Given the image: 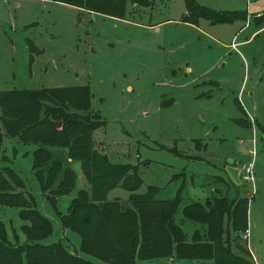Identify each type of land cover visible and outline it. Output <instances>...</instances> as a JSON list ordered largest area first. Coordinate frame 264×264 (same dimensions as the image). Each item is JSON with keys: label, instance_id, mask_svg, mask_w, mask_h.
Segmentation results:
<instances>
[{"label": "rangeland", "instance_id": "rangeland-1", "mask_svg": "<svg viewBox=\"0 0 264 264\" xmlns=\"http://www.w3.org/2000/svg\"><path fill=\"white\" fill-rule=\"evenodd\" d=\"M146 1L140 7L127 1L125 19H114L52 0H0V91L86 86L89 108L102 121L92 132L94 146L113 163L138 166L136 193L153 185L158 198L178 194L173 220L188 235L197 224L180 223L184 205L215 194L241 196L251 185L250 215L257 213L264 221V16H250L238 31L246 13L255 14L252 10L264 6V0H194L237 15L232 25L198 19L205 32L182 21L187 15L182 0ZM251 137L252 183L240 178L241 165L251 158ZM32 148L3 136L0 164L15 169L51 222V233L41 242L61 241L97 263L78 251L79 236L60 227L40 193L30 167ZM75 164L77 185L79 175L84 178ZM127 194L115 187L107 199L124 202ZM73 195L59 198L61 212ZM16 213V208L0 206L9 238L12 229L20 233ZM254 235H260L259 227ZM254 235L248 234V240ZM237 242L246 248L243 239ZM259 244L264 251V235ZM258 259L264 263L263 256Z\"/></svg>", "mask_w": 264, "mask_h": 264}, {"label": "trees", "instance_id": "trees-1", "mask_svg": "<svg viewBox=\"0 0 264 264\" xmlns=\"http://www.w3.org/2000/svg\"><path fill=\"white\" fill-rule=\"evenodd\" d=\"M52 1L114 19H125L127 1L134 7L148 5L146 0ZM182 1L187 13L182 21L193 25L198 19L231 23L237 17L201 7L194 0ZM89 97L86 86L0 91V145L3 136L33 145L30 167L38 189L60 226L79 236L78 251L102 264L162 258L194 264H254L247 249L237 242L247 229L250 197L215 194L202 203L184 205L180 223L197 224L188 235L173 220L181 200L178 194L158 198L153 185L136 193L141 184L138 166L113 163L97 151L92 132L102 121L89 108ZM68 159L78 162L84 186L75 189L76 174ZM1 160L10 161L5 156ZM115 187L128 192L124 202L107 199ZM73 191L61 212L59 198ZM0 206L17 209L23 236L20 241L12 229L9 238L0 218V264H94L69 251L61 241L41 242L51 233V222L38 211L22 179L8 164H0Z\"/></svg>", "mask_w": 264, "mask_h": 264}, {"label": "crops", "instance_id": "crops-1", "mask_svg": "<svg viewBox=\"0 0 264 264\" xmlns=\"http://www.w3.org/2000/svg\"><path fill=\"white\" fill-rule=\"evenodd\" d=\"M249 4V2H248ZM262 7H258V8H254V10H252V12H254L255 14H247L246 13V20L244 22V24L242 26H239L238 28V31L241 30L244 26H246V24L248 23V20L250 19V16H259L260 15V12L262 11ZM78 10H81L79 8H76ZM87 12V11H86ZM90 13V12H89ZM233 23L235 22H231V23H228L230 25H232ZM192 26H194L196 29H199V30H203L204 32L206 30H204L200 24H196V25H193V24H190ZM256 31V30H255ZM253 33V32H252ZM248 40V39H246ZM244 40V41H246ZM244 41H239V43H243ZM234 44V43H233ZM68 164L70 165V167L75 171L76 169V164L74 161H70L68 159ZM75 167V168H74ZM13 168V167H12ZM14 169V168H13ZM78 169L80 170V167H79V164H78ZM15 170V169H14ZM78 170V171H79ZM84 183H85V180L83 179H80V175H79V182L77 185H75V189L79 188V187H82L84 186ZM236 194V192H235ZM227 196V195H226ZM235 196H239V195H234V196H231V197H235ZM241 196H248L250 198H253V194L251 193V191H249L248 189L244 190V194L241 195ZM249 201V200H248ZM64 212V211H62ZM259 213V212H258ZM17 214V213H16ZM259 214L257 213H254V215H250V210L249 208H247V238L246 239H243L244 243H245V246H246V249L247 251L249 252L250 254V257L253 261L254 264H264L262 262L261 259H258V256H263L264 257V251L261 249V246L259 244V241H260V236L264 235V221L263 220H260L258 218ZM60 225V224H59ZM61 227V226H60ZM257 227H259V230H260V235L256 238L255 235H254V231L257 229ZM62 228V227H61ZM63 229H66V228H63ZM251 229V231H250ZM251 233L254 235V238H250V240H248V234L249 236L251 237ZM21 236V238H20ZM11 237V236H10ZM18 238L19 240L21 241L23 239V236L21 233H19L18 235ZM63 241V240H62ZM234 251H236V249H233ZM88 256V255H87ZM90 257V256H89ZM85 258V257H84ZM92 258V257H91ZM87 259V258H86ZM94 259V258H93ZM90 261H92L91 259H88ZM96 260V259H95ZM153 260H156V259H153ZM161 260V259H160ZM162 260H164L163 262H165L166 264H178L180 263L177 259H172V258H162ZM143 261V260H141ZM93 262V261H92ZM94 264H102L100 261L97 260V263L93 262ZM136 264H137V261H136Z\"/></svg>", "mask_w": 264, "mask_h": 264}, {"label": "built area", "instance_id": "built-area-1", "mask_svg": "<svg viewBox=\"0 0 264 264\" xmlns=\"http://www.w3.org/2000/svg\"><path fill=\"white\" fill-rule=\"evenodd\" d=\"M247 153L251 156L250 160H248L246 163L241 165V179L244 182H253V175H252V160L253 156L255 154V149H254V138L251 137L250 139V147L247 149ZM251 193L254 192L253 186L251 185ZM242 239L247 238V230L244 231V233L241 234Z\"/></svg>", "mask_w": 264, "mask_h": 264}, {"label": "water", "instance_id": "water-1", "mask_svg": "<svg viewBox=\"0 0 264 264\" xmlns=\"http://www.w3.org/2000/svg\"><path fill=\"white\" fill-rule=\"evenodd\" d=\"M185 16V15H184ZM97 151L101 154V155H104V152L101 151L100 149H97Z\"/></svg>", "mask_w": 264, "mask_h": 264}]
</instances>
